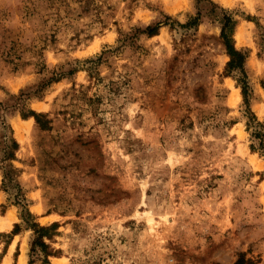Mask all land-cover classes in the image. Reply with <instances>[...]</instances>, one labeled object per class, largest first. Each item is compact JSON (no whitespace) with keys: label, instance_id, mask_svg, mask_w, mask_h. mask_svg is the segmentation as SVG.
Segmentation results:
<instances>
[{"label":"rangeland","instance_id":"obj_1","mask_svg":"<svg viewBox=\"0 0 264 264\" xmlns=\"http://www.w3.org/2000/svg\"><path fill=\"white\" fill-rule=\"evenodd\" d=\"M224 15L250 113L225 74ZM256 131L264 0H0V264H29L25 207L58 225L51 264H264Z\"/></svg>","mask_w":264,"mask_h":264},{"label":"trees","instance_id":"obj_2","mask_svg":"<svg viewBox=\"0 0 264 264\" xmlns=\"http://www.w3.org/2000/svg\"><path fill=\"white\" fill-rule=\"evenodd\" d=\"M169 17H166V21L164 22H157L155 25L147 26V28L144 30L145 33H147L149 36H153L158 33V30L163 25H168ZM200 20V15H197L196 17L190 18V20L184 24L181 25L183 27H195L198 26ZM170 26L173 25V23L169 24ZM235 22L233 18H231L228 15H224L223 17V24L221 29V40L222 44L226 50V54L229 57V60L226 63L225 66V74L231 75L233 72H237L240 74V77L237 79L238 84L241 86V92L244 100V105L250 113L249 110V87L248 83L246 81V73L244 70V65L246 61V54L242 52L241 50H238L233 41V31H234ZM92 76V74H91ZM59 77L55 78L54 80H58ZM24 118H27L29 116H33L38 126L42 129L49 128L50 120L47 118L45 114L42 113H36L34 111H30L28 113L22 114ZM248 126L256 125L262 126L259 122H256L255 116L253 114H250L248 116ZM255 121V122H254ZM253 123V124H252ZM255 135L259 137L261 140L260 142V148L262 150V154L264 155V134L260 131H256ZM9 141V144H8ZM19 145L18 142L10 137L6 136L4 141V146L2 152L5 155V159L12 160L15 157V153L18 150ZM32 215L27 210V208H24L23 213L21 214V218L25 221V223L30 226L33 230V240L31 242V248H30V261L29 264H34L35 260H40L41 264H51L49 258L50 256H54L56 254V251L51 248L50 241L53 239L55 235H57V228L58 225L56 223L51 224L50 226H40L36 222H30L27 220V218H31ZM19 225L15 224V229L12 232V234H16V231L18 230ZM48 240V242L46 241ZM0 258H2V255H0ZM235 264H245V260L242 256L235 262Z\"/></svg>","mask_w":264,"mask_h":264},{"label":"bare ground","instance_id":"obj_3","mask_svg":"<svg viewBox=\"0 0 264 264\" xmlns=\"http://www.w3.org/2000/svg\"><path fill=\"white\" fill-rule=\"evenodd\" d=\"M237 98H235L234 100H236ZM23 127H25V125H23V124H19V125H16L15 126V128L17 129V130H23L22 128ZM26 132H27V130H26ZM16 134H19V133H16ZM20 134H22L21 132H20ZM24 137V136H23ZM20 140V139H19ZM9 219H8V222H7V226H10V223H11V221L14 219L13 217H8ZM13 221H15V220H13ZM4 226V225H3ZM5 264V263H4Z\"/></svg>","mask_w":264,"mask_h":264}]
</instances>
